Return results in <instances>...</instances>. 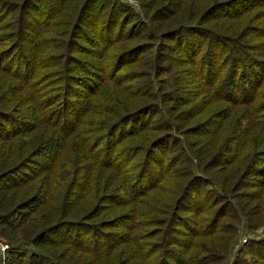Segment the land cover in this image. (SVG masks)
Masks as SVG:
<instances>
[{"label": "trees", "instance_id": "16d2710c", "mask_svg": "<svg viewBox=\"0 0 264 264\" xmlns=\"http://www.w3.org/2000/svg\"><path fill=\"white\" fill-rule=\"evenodd\" d=\"M142 9L0 0L5 264H264V0Z\"/></svg>", "mask_w": 264, "mask_h": 264}, {"label": "rangeland", "instance_id": "374dc122", "mask_svg": "<svg viewBox=\"0 0 264 264\" xmlns=\"http://www.w3.org/2000/svg\"><path fill=\"white\" fill-rule=\"evenodd\" d=\"M129 2V1H128ZM131 2V1H130ZM147 2V0H133L130 4L133 5L134 9H136L138 12H143V9H142V6L143 4H145ZM177 84V83H176ZM250 191L249 189L245 188L241 191L238 192V194H242L243 192H248ZM247 194H244L243 195V198H247L250 197L249 195ZM234 201L237 202V199L234 198ZM251 205L252 207L256 206V201H252L251 200ZM225 221L227 222H233V219L229 218V217H226L225 218ZM242 222L244 223L245 220L242 218ZM252 222V226L254 229H252V231H248V230H245V231H241L239 233V235L234 239V242H233V250H232V254H235L237 252V250L239 249H242L243 250V253L244 255L246 254H249V251L251 249V245L249 244V240L251 238H256V237H263L264 235V226H259L255 223V221H251ZM1 228H0V264H5L7 263L8 261H11L7 252L11 249H13V246L14 247H18V245L20 244H24V249L25 250H30V247L29 245H25V243H20V241H14V240H9L8 237L4 236L2 233H1ZM23 236V233H20L19 234V237H22ZM249 240H247V242H244V239L245 238H249ZM6 244H9V249L7 248ZM14 263V262H13Z\"/></svg>", "mask_w": 264, "mask_h": 264}, {"label": "built area", "instance_id": "2783aa9c", "mask_svg": "<svg viewBox=\"0 0 264 264\" xmlns=\"http://www.w3.org/2000/svg\"><path fill=\"white\" fill-rule=\"evenodd\" d=\"M127 1H129V2L131 1V2H132L133 0H127ZM131 2H130V3H131ZM263 237H264V235H263ZM249 239H250V237H249V238H245V239H244V242H247V240H249ZM6 246H7V248H9V244H6Z\"/></svg>", "mask_w": 264, "mask_h": 264}]
</instances>
